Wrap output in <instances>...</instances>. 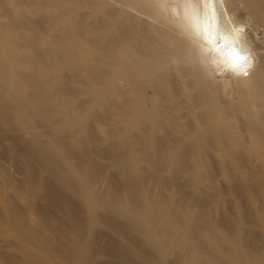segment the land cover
Masks as SVG:
<instances>
[{"label": "bare ground", "instance_id": "1", "mask_svg": "<svg viewBox=\"0 0 264 264\" xmlns=\"http://www.w3.org/2000/svg\"><path fill=\"white\" fill-rule=\"evenodd\" d=\"M0 139V264H264V0H0Z\"/></svg>", "mask_w": 264, "mask_h": 264}, {"label": "rangeland", "instance_id": "2", "mask_svg": "<svg viewBox=\"0 0 264 264\" xmlns=\"http://www.w3.org/2000/svg\"><path fill=\"white\" fill-rule=\"evenodd\" d=\"M2 139H0V142ZM21 173L18 169L11 166L5 157L2 155L0 151V175H2L4 178H8L11 176H15L17 174ZM10 187L14 190H17L18 186L15 184H10ZM55 208L57 207L55 204H53ZM59 220L58 223H54L51 225H48V236L51 238V242H55L59 244V246L54 249L55 255L58 256L60 253L62 254V242L68 243L75 237H80L83 233V231L79 228L78 231L72 232L70 231L71 226L73 224L70 222V220L64 216V213L61 211H57ZM79 220L82 222L80 213H79ZM70 228V229H69ZM67 229V230H66ZM13 258L11 259L12 263L14 264H47L46 262L33 257L32 255H29L28 253H24L23 251L14 248L12 251ZM22 257H26L27 263H25L22 260ZM110 263V262H109ZM108 262L106 264H109Z\"/></svg>", "mask_w": 264, "mask_h": 264}]
</instances>
